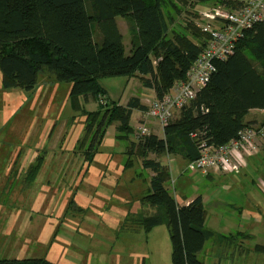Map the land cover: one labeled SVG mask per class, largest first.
Listing matches in <instances>:
<instances>
[{
  "label": "trees",
  "instance_id": "trees-1",
  "mask_svg": "<svg viewBox=\"0 0 264 264\" xmlns=\"http://www.w3.org/2000/svg\"><path fill=\"white\" fill-rule=\"evenodd\" d=\"M205 1L0 0L2 87L32 92L44 69L55 81L71 83L70 106L86 117L85 134L77 144L85 149L89 143L84 155L88 162L98 152L107 126L117 122L115 137L126 143L124 169L133 165V156L138 154L141 167L153 170L146 194L128 212L122 230L148 232L165 224L172 264H204L201 255L206 242L229 237H221L206 225L201 195L180 204L166 186L170 167L147 157H179L188 165L205 146L225 145L241 129L253 126L247 114L253 109L264 111V18L243 29L234 52L215 62L207 85L176 112L177 117L175 113L159 126L161 134L149 127L146 135L135 137L133 111L144 112L148 104L139 96H131L125 104L110 102L100 78L137 77L156 97L170 92L186 80L210 39L201 15L205 9L193 10L196 3ZM247 1L215 0L214 7L234 12ZM184 12L190 14L185 15V24L174 26ZM118 16L125 20L128 40L116 21ZM92 101L96 109L87 110L83 104ZM240 235L245 236L242 232L232 236ZM258 249L264 251V246ZM0 264L55 263L46 258H3Z\"/></svg>",
  "mask_w": 264,
  "mask_h": 264
},
{
  "label": "rangeland",
  "instance_id": "rangeland-1",
  "mask_svg": "<svg viewBox=\"0 0 264 264\" xmlns=\"http://www.w3.org/2000/svg\"><path fill=\"white\" fill-rule=\"evenodd\" d=\"M214 6L215 0H206L196 3L193 10ZM185 15L190 14L177 16L174 26L185 24ZM116 21L127 38L125 20L118 16ZM100 83L109 101L119 104L131 96L142 97L143 90L148 89L137 77L104 76ZM70 90L71 83L55 81L47 69L39 74L38 86L32 92L19 87L4 89L0 72V148L6 151L0 161L40 168L35 183H28L32 187L24 185L25 178L20 183L17 180L19 187L11 193L20 192L21 197H5L15 201L12 207L6 203V211L14 208L18 216L13 218L12 211L0 221V259L46 258L55 264H172L165 224L148 232L122 230L128 212L146 194L153 170L142 168L141 158L134 154L129 171L137 187L123 176L118 184L116 166L124 165L127 155L126 143L115 137L117 122L107 126L98 152L92 161H86L89 143L85 149L77 144L85 134L86 117L71 108ZM146 96L154 98L156 94L148 90ZM83 105L87 110L97 107L93 101ZM140 114L134 119H140ZM246 118L257 126L264 120V111L251 110ZM151 123L157 121L149 119L148 127ZM159 126H150V131L161 134ZM106 158L109 163L103 164ZM147 159H160L170 167L166 186L180 204L201 195L206 225L221 237H229L206 242L201 255L204 264H264V251L258 249L264 246V144L256 154L246 157L248 163L240 171H219L214 176L192 171L179 157L150 154ZM23 170L29 175L30 170ZM237 232L245 236H232Z\"/></svg>",
  "mask_w": 264,
  "mask_h": 264
},
{
  "label": "built area",
  "instance_id": "built-area-1",
  "mask_svg": "<svg viewBox=\"0 0 264 264\" xmlns=\"http://www.w3.org/2000/svg\"><path fill=\"white\" fill-rule=\"evenodd\" d=\"M201 15L209 22H216V25L208 23L204 26L210 33L206 47L189 69L186 80L176 84L170 92L148 100V108L133 123L135 137L146 135L149 119L154 118L160 125L165 124L190 103L200 88L207 85L215 62L226 59L234 52L243 29L264 18V0H248L234 12L214 7L203 11ZM263 144L264 120L257 126L241 129L238 136L225 145L205 146L199 158L187 167L205 175L219 171L235 173L246 166V157L256 154Z\"/></svg>",
  "mask_w": 264,
  "mask_h": 264
},
{
  "label": "crops",
  "instance_id": "crops-1",
  "mask_svg": "<svg viewBox=\"0 0 264 264\" xmlns=\"http://www.w3.org/2000/svg\"><path fill=\"white\" fill-rule=\"evenodd\" d=\"M208 9H210V8H208ZM205 10H207V9H205ZM148 90H152V89H149L148 88V89L143 90V94H142V97H141V100L144 103H146V104H148V100H152V99L155 98V97L154 98H147L146 94L148 93ZM253 110H258L260 112L263 111V110H260V109H253ZM139 113H141L140 115L142 116V114H143L142 111H140V110H134L133 111V114H132V123L133 122H136L138 120V119L136 120L134 118ZM157 123H158V121H157ZM157 123H151L150 126L151 127H158L160 124L158 123L159 124L158 125ZM85 125H86V121H85ZM63 132H64V130H63ZM5 152H6L5 149L0 148V156L3 155ZM112 158H113V156H112ZM105 163H109L107 158H106V160H105V162L103 164H105ZM249 163H251V162H249ZM31 165L32 164H28V163L25 164V165L23 163H15V165H7V164L2 163L0 161V180L3 182V186L0 188V221L5 220L7 213L12 212V211H14V217L13 218H16L18 216V212L14 208L10 209V211H6V208L5 207L8 206V205H6V203H9L11 205V207L15 203V201L13 199L6 200V198L9 199L12 196L13 197H17V198L21 197V193L20 192L19 193H17V192L11 193V191H12V189H14V188L17 189L19 187V183L23 181V178H25L24 185L25 186H28V187H32L28 183L29 182L35 183V180L38 178V172H39V169L40 168H39V166L36 165L35 167H33V169H31V167H30ZM23 168H25V171L26 172H27V170H30L31 169L30 170V173H28L29 175H26L25 176L23 174V172H24ZM116 169H117L118 175H119V179L117 181L118 184L123 182V179H122L123 177L125 178V180H127V182L130 181L132 184L134 183V181L132 179L133 175H132L131 171H129V168L124 169L123 165H117L116 166ZM215 173H217V172H215ZM120 174H121V176H120ZM212 174L213 175H211V176L217 175V174H214V173H212ZM129 176H130V178H128ZM17 180H20L19 183H17ZM8 183H10L9 186H8ZM133 185H134V188L137 187V185H135V183ZM191 200L192 199L189 200L187 198L185 201H182L181 204H187ZM125 212H126V209L124 208V212L123 213H125Z\"/></svg>",
  "mask_w": 264,
  "mask_h": 264
}]
</instances>
